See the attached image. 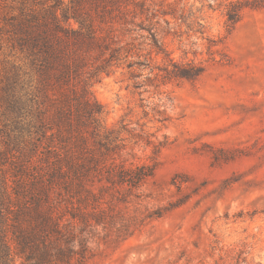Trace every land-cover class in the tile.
Listing matches in <instances>:
<instances>
[{
  "label": "rangeland",
  "instance_id": "374dc122",
  "mask_svg": "<svg viewBox=\"0 0 264 264\" xmlns=\"http://www.w3.org/2000/svg\"><path fill=\"white\" fill-rule=\"evenodd\" d=\"M42 1L0 0V78L19 66L33 75L12 24ZM148 2L164 53L144 31L145 66L103 73L90 89L125 137V157L148 161L156 144L158 163L78 224L84 264H264V0ZM177 68L202 71L168 77Z\"/></svg>",
  "mask_w": 264,
  "mask_h": 264
},
{
  "label": "trees",
  "instance_id": "16d2710c",
  "mask_svg": "<svg viewBox=\"0 0 264 264\" xmlns=\"http://www.w3.org/2000/svg\"><path fill=\"white\" fill-rule=\"evenodd\" d=\"M230 5L233 24L241 6ZM30 17L12 26L33 75L19 66L0 78V264H14V257L19 264H84L78 224L103 195L151 177L159 151L152 144L148 161L125 157V137L104 123L90 81L145 66L144 31L150 50L164 53L160 22L148 0H44ZM201 71L167 75L194 78Z\"/></svg>",
  "mask_w": 264,
  "mask_h": 264
}]
</instances>
